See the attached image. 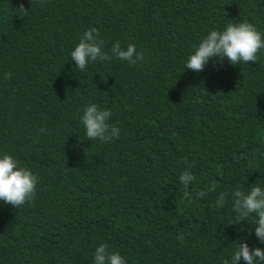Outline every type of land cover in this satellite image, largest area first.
Returning a JSON list of instances; mask_svg holds the SVG:
<instances>
[{
    "label": "trees",
    "instance_id": "trees-1",
    "mask_svg": "<svg viewBox=\"0 0 264 264\" xmlns=\"http://www.w3.org/2000/svg\"><path fill=\"white\" fill-rule=\"evenodd\" d=\"M240 21L264 36V0H0V154L38 178L31 200L0 202V264H93L100 243L126 264H223L245 237L264 247L250 221L231 223V193L264 184V49L184 68L209 30ZM93 27L109 59L81 71L70 52ZM115 42L143 60L116 59ZM89 103L118 137H85Z\"/></svg>",
    "mask_w": 264,
    "mask_h": 264
},
{
    "label": "clouds",
    "instance_id": "clouds-1",
    "mask_svg": "<svg viewBox=\"0 0 264 264\" xmlns=\"http://www.w3.org/2000/svg\"><path fill=\"white\" fill-rule=\"evenodd\" d=\"M102 47L103 41L98 40L96 28L84 31L70 52L75 68L83 71L85 66L93 61L109 59ZM261 49H264V36L253 24L244 21L229 22L222 29L209 30L198 44L193 46L185 60L184 68L199 73L210 60H226L232 65L255 62ZM111 54L129 64H135L144 58L143 53L138 51L134 44L122 48L119 42L112 45ZM111 115L112 112L108 108L99 107L96 103L87 104L79 116L85 137L104 142L118 137L120 129L109 123ZM260 157L264 158V152H260ZM189 168L179 176L181 184L186 185L193 181L194 177ZM37 179L35 174L13 156L0 154V202L17 207L31 200L35 195ZM228 196L225 192L218 193L215 207L223 208ZM231 209L234 213L231 223L250 221L251 227L247 229V235L254 234L256 244L264 245V184L255 182L246 191L238 189L232 192ZM238 231H245V228L239 227ZM237 241L239 243L234 247L230 260H225L223 264H238L241 260L244 264H264V247L250 246L246 237ZM92 260L93 264H126L124 257L118 251H110L105 243L95 247Z\"/></svg>",
    "mask_w": 264,
    "mask_h": 264
}]
</instances>
